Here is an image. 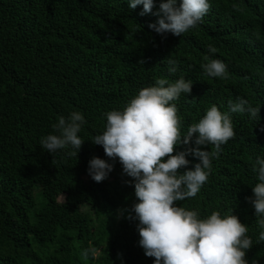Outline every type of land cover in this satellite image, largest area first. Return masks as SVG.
I'll return each mask as SVG.
<instances>
[{
	"label": "trees",
	"instance_id": "16d2710c",
	"mask_svg": "<svg viewBox=\"0 0 264 264\" xmlns=\"http://www.w3.org/2000/svg\"><path fill=\"white\" fill-rule=\"evenodd\" d=\"M209 3L196 27L162 37L148 27L157 16L140 15L143 5L131 9L128 0H0V264H153L138 244V221L118 212L136 201L134 185L125 183L132 178L91 139L105 130L108 111H123L158 78L181 76L193 81L191 94L170 101L181 135L213 104L222 113L237 97L261 105L258 122L230 113L235 137L212 157L197 195L175 203L201 218L233 209L253 240L245 259L264 264L255 209L246 199L259 182L255 159L264 158V0ZM169 58L176 61L173 74ZM211 59L224 62L226 78L204 72ZM73 111L86 121L78 155L69 154L71 146L43 150L41 138L57 134L53 125ZM93 156L113 165L102 182L87 171ZM186 158L187 168L198 162ZM89 248L95 255L85 257Z\"/></svg>",
	"mask_w": 264,
	"mask_h": 264
},
{
	"label": "clouds",
	"instance_id": "9594fccd",
	"mask_svg": "<svg viewBox=\"0 0 264 264\" xmlns=\"http://www.w3.org/2000/svg\"><path fill=\"white\" fill-rule=\"evenodd\" d=\"M128 5L131 9L143 5L140 15L157 16L148 27L162 37L167 33L180 37L202 22L211 7L209 0H180V3L160 0L156 12H153L154 0H128ZM208 50L216 52L212 46ZM139 62L144 64V60ZM167 63L169 73H175L176 61L169 58ZM202 68L209 76L226 78V65L219 59L209 60ZM192 84L184 76L174 82L158 78L155 85L140 89L123 111H108L105 130L91 141L102 145L110 159L118 158L123 174L132 178L125 183L134 185L136 201L118 212L130 221H138V244L146 256L154 258L153 264H248L246 250L252 247L253 240L233 209L223 217L213 211L201 218L197 211L177 206L175 202L197 195L208 179L212 157L219 155L222 144L235 137L230 113H248L258 122L261 105L253 107L247 99L237 97L228 101V111L222 113L213 104L199 122L181 135L177 108L170 101L181 94H191ZM85 123L84 116L76 111L67 120L60 117L53 125L57 134L42 137L40 147L54 154L71 146L73 151L69 154L78 155L84 142L78 133ZM181 144L188 147L174 152ZM209 145L214 151L202 147ZM188 155L198 160L192 168H187L191 163L186 158ZM182 167L186 170L181 173L178 170ZM112 170L113 165L99 156L88 162L87 171L96 182L107 179ZM252 171L258 173L259 182L252 188L253 196L246 199L255 209L260 229L255 243H261L264 242V158L256 157ZM82 254L94 256L95 250L85 249Z\"/></svg>",
	"mask_w": 264,
	"mask_h": 264
}]
</instances>
